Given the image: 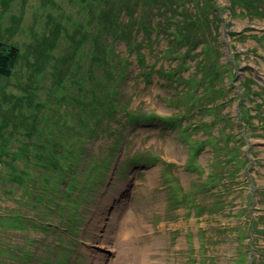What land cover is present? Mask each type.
<instances>
[{
    "label": "rangeland",
    "instance_id": "rangeland-1",
    "mask_svg": "<svg viewBox=\"0 0 264 264\" xmlns=\"http://www.w3.org/2000/svg\"><path fill=\"white\" fill-rule=\"evenodd\" d=\"M160 2L0 0V43L14 50L3 54L8 75L0 73V264H264V187L255 177L264 182V0ZM182 6L191 18L183 29ZM119 16L129 31L121 19L118 31L140 41L127 49L119 40L132 65L115 102L131 119L119 115L107 136L83 146L75 176L52 181V200L40 199L47 173L35 148L46 149L51 119L70 123L64 104L97 86L84 74L86 50L99 51L98 28ZM170 32L200 41L185 57L187 44ZM204 48L218 54L219 74L205 84L195 65ZM232 157L224 169L210 166ZM130 217L141 224L133 250L118 238Z\"/></svg>",
    "mask_w": 264,
    "mask_h": 264
},
{
    "label": "trees",
    "instance_id": "trees-1",
    "mask_svg": "<svg viewBox=\"0 0 264 264\" xmlns=\"http://www.w3.org/2000/svg\"><path fill=\"white\" fill-rule=\"evenodd\" d=\"M151 1L152 4L158 3L160 5H163L160 0ZM139 2L140 1L136 2V4H138ZM193 6H195V4H193ZM179 9L180 10H178L176 14H178V16L180 15V19L177 20L176 24H178L179 28L183 29L186 28V26H190L188 23H190L191 18L190 20H187V18L183 17L185 7L182 6ZM200 9L208 12L210 9V5H202L200 6ZM164 13L165 11L163 12V14ZM88 14H90L91 17L96 20L97 17L95 15L93 16L91 12ZM129 14L130 11L128 12V15ZM91 17L87 15V19H90ZM120 19L122 20V16L116 18V21L108 22L109 24H99V33H102L101 38H99L98 41L99 51L91 52L89 50H86L88 65L85 69L84 74L86 77L96 80L97 86L94 88H88L85 94L81 95L78 103L74 102L75 98L71 99L69 102H66L64 105L72 108V112L67 114L69 119L71 120L70 123L62 122L59 119H51V127L49 128L48 135L46 136L49 139V143L46 145V149L40 150L39 148H35L37 156H34V158L36 157V159L39 161L43 159V166H45V172L47 173V179L36 191V196L40 199L45 198L49 201L52 200V193L55 191H51L52 181H55L62 176H75V173H77V165L75 163H81V159H86L87 152L82 149L83 146L88 148L89 143H91L92 145V142L95 141V138L101 139L107 136L105 132L108 130V128H112L114 124H119V115L125 114L129 119L131 117L130 115L133 114L131 110H126L123 107L122 102L117 103L121 101L124 95L121 91V89H123V85L126 84L129 79H131L130 68L132 65L129 57L125 56L127 52L125 51L124 54V52L119 47V43L123 42L127 46V49H129L131 44L136 45L140 41L138 39L132 40L133 30L129 32V36L124 33L125 31H120L122 27H120L118 31L117 25L120 23ZM123 27L127 32L129 31V25L127 24V22H124ZM142 29L145 34L149 33L150 31V28H148L147 26H144ZM119 34L120 37H118ZM171 35L173 34L171 33ZM174 38L176 39V41L187 44L186 50L182 52L185 57H188L187 54L192 52L193 47H191V44L195 41H197L198 43L200 41V39L198 38H192L191 32L183 33L179 37L174 36ZM117 41L118 44H116ZM172 41L173 40L171 39L169 43H172ZM78 43L81 44L80 39L78 40ZM85 43L86 46L90 49L93 45L96 44L91 39L90 35L87 37L86 42L84 40L83 44ZM13 51L14 50L6 52L2 48V44L0 43V73L4 75H8L9 71L8 58L3 54H14ZM198 53H200V57L205 58V62L195 64L196 68L198 69V73L200 74V82L205 84L209 83L212 78H219V74L213 73L215 71V68L218 66V63L213 61L212 59V56L218 54H212L213 52L211 49L205 48L201 49V51H199ZM136 57L137 62L139 63L138 54H136ZM89 64H91V67L89 66ZM89 69H91L90 74H88ZM156 75L158 74L156 73ZM196 81H198V79H196ZM99 83H101V85H99ZM120 105H122L121 108ZM127 108H129V106H127ZM53 110H49V112H52ZM137 117H139V115H137ZM169 120L170 118H167L166 123H168L167 121ZM175 121L177 120L173 118V127ZM180 121H182V118H180ZM135 123L136 122H133V124ZM96 126L99 127L98 135L96 131H94ZM178 127L180 129L183 128L181 122ZM45 138H43L42 140H44ZM27 139L32 143L33 146V142H35L36 139L39 140V130H37V132L33 136H31L30 133V136ZM69 159H71L73 163L66 166V162ZM108 170L109 165L107 167V171ZM40 195L42 197H40ZM72 236L75 237V233L72 234Z\"/></svg>",
    "mask_w": 264,
    "mask_h": 264
},
{
    "label": "bare ground",
    "instance_id": "bare-ground-1",
    "mask_svg": "<svg viewBox=\"0 0 264 264\" xmlns=\"http://www.w3.org/2000/svg\"><path fill=\"white\" fill-rule=\"evenodd\" d=\"M37 63L39 67H45L47 64V59H43L38 57L37 58ZM202 95V94H201ZM124 134H129V132H126ZM246 136L245 138H247ZM259 139V138H258ZM260 140V139H259ZM250 147V144H249ZM203 152V148L197 146L194 150V155L199 156ZM251 155V152H250ZM175 156V155H173ZM236 157H232V159H220V158H215L214 162L211 163V167L216 168V170L224 169L225 164H230V160H234ZM242 164L245 165V161H242ZM247 166V164L245 165ZM214 170V169H213ZM255 177L258 179V183L264 187V182L261 179L260 176L255 175ZM259 177V178H258ZM154 178L153 176L150 177V182L153 183ZM149 182V183H150ZM141 224L138 223V228ZM137 226H135L134 219L133 217H130V221H127L124 225H121L119 233H118V238L121 244L124 243V247H126L128 250H133L134 249V236L137 234ZM251 256V250L247 252L246 257L249 258ZM250 261V259H249Z\"/></svg>",
    "mask_w": 264,
    "mask_h": 264
},
{
    "label": "crops",
    "instance_id": "crops-1",
    "mask_svg": "<svg viewBox=\"0 0 264 264\" xmlns=\"http://www.w3.org/2000/svg\"><path fill=\"white\" fill-rule=\"evenodd\" d=\"M0 11H1V9H0Z\"/></svg>",
    "mask_w": 264,
    "mask_h": 264
}]
</instances>
